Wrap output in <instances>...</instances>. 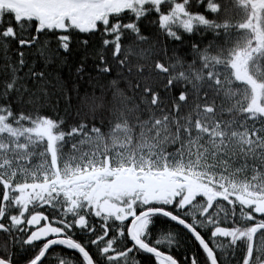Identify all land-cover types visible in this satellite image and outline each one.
Wrapping results in <instances>:
<instances>
[{"label": "snow or ice", "instance_id": "1", "mask_svg": "<svg viewBox=\"0 0 264 264\" xmlns=\"http://www.w3.org/2000/svg\"><path fill=\"white\" fill-rule=\"evenodd\" d=\"M0 61V264H264V0H0Z\"/></svg>", "mask_w": 264, "mask_h": 264}, {"label": "trees", "instance_id": "2", "mask_svg": "<svg viewBox=\"0 0 264 264\" xmlns=\"http://www.w3.org/2000/svg\"><path fill=\"white\" fill-rule=\"evenodd\" d=\"M130 58L132 59L133 64H135L136 63L135 57H130ZM0 62H2V61H0ZM67 74H68L67 69H63V71L61 73H58L57 75L60 76L61 78H63V77H66ZM112 78H115V77H112ZM108 79H111V78H98L97 80L88 82V84H90L92 88L98 89L101 85H106ZM81 83L84 84L85 82L82 81ZM121 86L122 87L124 86L123 85V82H122V85ZM129 95H131V92L130 91H129ZM60 107L62 108L63 105L61 104ZM57 251L58 252H62L64 255H66L68 257H71V256L75 255L72 252V250H68V249L58 248ZM181 251H183V249H181Z\"/></svg>", "mask_w": 264, "mask_h": 264}]
</instances>
